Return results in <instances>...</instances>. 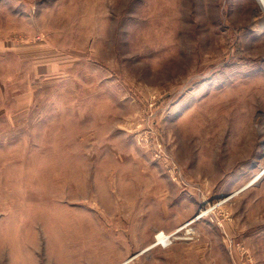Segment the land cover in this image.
<instances>
[{
  "label": "rangeland",
  "instance_id": "rangeland-1",
  "mask_svg": "<svg viewBox=\"0 0 264 264\" xmlns=\"http://www.w3.org/2000/svg\"><path fill=\"white\" fill-rule=\"evenodd\" d=\"M0 264H264L257 0H0Z\"/></svg>",
  "mask_w": 264,
  "mask_h": 264
},
{
  "label": "bare ground",
  "instance_id": "bare-ground-1",
  "mask_svg": "<svg viewBox=\"0 0 264 264\" xmlns=\"http://www.w3.org/2000/svg\"><path fill=\"white\" fill-rule=\"evenodd\" d=\"M257 2H258V5H259L260 10L264 12V0H257ZM169 239H170L169 236H166L164 234L159 236V240L162 243H164V244L168 243L169 242Z\"/></svg>",
  "mask_w": 264,
  "mask_h": 264
}]
</instances>
